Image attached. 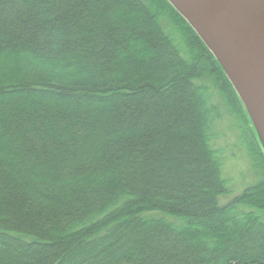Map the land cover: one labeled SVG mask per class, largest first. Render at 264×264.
I'll use <instances>...</instances> for the list:
<instances>
[{"label": "trees", "instance_id": "16d2710c", "mask_svg": "<svg viewBox=\"0 0 264 264\" xmlns=\"http://www.w3.org/2000/svg\"><path fill=\"white\" fill-rule=\"evenodd\" d=\"M232 102L253 126L167 0H0V264H264L254 127L221 202Z\"/></svg>", "mask_w": 264, "mask_h": 264}, {"label": "water", "instance_id": "95a60500", "mask_svg": "<svg viewBox=\"0 0 264 264\" xmlns=\"http://www.w3.org/2000/svg\"><path fill=\"white\" fill-rule=\"evenodd\" d=\"M223 69L264 152V0H167Z\"/></svg>", "mask_w": 264, "mask_h": 264}, {"label": "rangeland", "instance_id": "374dc122", "mask_svg": "<svg viewBox=\"0 0 264 264\" xmlns=\"http://www.w3.org/2000/svg\"><path fill=\"white\" fill-rule=\"evenodd\" d=\"M222 109L225 110L224 119L219 126L216 147L220 149L224 173L232 190V193L221 201L222 204H227L257 182V171H260L263 164L257 152L258 142L253 126L246 122L233 102L229 110L224 106Z\"/></svg>", "mask_w": 264, "mask_h": 264}]
</instances>
